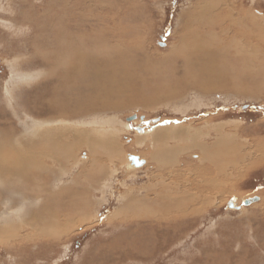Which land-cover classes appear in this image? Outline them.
<instances>
[{
	"label": "rangeland",
	"instance_id": "1",
	"mask_svg": "<svg viewBox=\"0 0 264 264\" xmlns=\"http://www.w3.org/2000/svg\"><path fill=\"white\" fill-rule=\"evenodd\" d=\"M197 3L208 7L213 4L208 9L216 10L206 15L203 23L215 22V32L231 35L212 47L230 48L232 52H226L227 58L223 53L218 61L221 75L215 80L221 87L203 90L190 86L176 91L173 71L183 58L186 44L193 41L195 33L191 29L197 12L189 16V22L182 16L189 7L199 6ZM17 8H25L28 16L38 15L42 22L57 15L63 17L65 37L69 35L65 38V58L70 48L76 46L77 51L83 46L80 41L88 40L85 32L96 25L111 32L121 31L116 37L102 36L98 47H106L110 39H114L110 44L122 40L130 46L126 48L128 54L134 53L143 61L150 59L157 71L151 74L139 70L140 77L122 95L121 107L93 109L55 122L42 120L41 125L37 98L45 95L51 85L47 83L68 63L65 59L55 62L52 56V64L38 53L42 47L34 49L33 25L17 23L23 14L16 12ZM231 14L240 21V28L231 25ZM243 29H250L248 34L253 36L235 39ZM40 34L53 49L51 31H37ZM48 43L53 45L49 47ZM191 61L189 70L197 69L192 57ZM189 78L199 82L200 76ZM146 81L153 83V88L143 86ZM122 83L124 86V79ZM177 124L199 132L201 135L195 137L204 144L221 142L216 141L218 138L226 141L214 147L217 154L212 155L216 164L224 166V172L218 174L213 162H200L202 153L197 147L182 155L187 167L170 163L158 170L153 158L159 149L155 145L161 141L155 143V132L159 127ZM39 128L59 133L54 141L64 142L65 148L69 145L75 158L67 159L65 169L57 164V176L50 183L38 180L27 186L22 179L13 181L11 175L0 174V264H264V0H0V155L9 156L5 151L9 137L17 148L25 149L23 144L33 141ZM139 137H143L141 142ZM177 141H169L165 148L174 149ZM100 142L122 151L117 156L109 148L95 147L91 151L90 144ZM128 155L147 162L136 161L129 169ZM93 158L97 159L95 166L84 171L83 163ZM153 172L168 181L174 177L184 187L194 180L193 188L187 189L198 195L197 211L186 218H157L153 215L158 209L148 199L144 204L133 203V194L144 196L163 188L158 184L162 176L155 179ZM170 181L176 191L178 185ZM12 188L21 193H13ZM50 188L57 193L65 188L69 193L59 203L54 197H47L44 203L42 195ZM76 190L85 192L83 198L89 200L73 196ZM39 192L41 198L36 196ZM88 192L93 194L91 198ZM255 196L260 200L244 205V200ZM46 206L45 213L39 212ZM148 210L150 215H138Z\"/></svg>",
	"mask_w": 264,
	"mask_h": 264
},
{
	"label": "bare ground",
	"instance_id": "2",
	"mask_svg": "<svg viewBox=\"0 0 264 264\" xmlns=\"http://www.w3.org/2000/svg\"><path fill=\"white\" fill-rule=\"evenodd\" d=\"M197 4H199V6L195 5L194 7H189V10L186 11L182 16L183 20H186L185 22H189V19H190L189 16L193 15L192 13L194 11H196L197 12L196 16H198V17L195 18L196 17L195 16L193 18L195 21V24L193 26V28L194 27L195 28L191 29L195 33V35H194L195 37L193 36V41H190L189 43H187L186 47L184 46L185 47L184 48L185 49V52H184L185 55L183 53V58L180 59V64H178L179 66L175 68V71L171 70V71L175 72V74H174L175 80H174L173 84H174V86H176V87H174V89L176 88V91H178L179 89L183 90L187 87L190 88V86L199 87L203 90H213V89H216V88L222 86L219 82H217L215 80L216 76L221 75V72L219 71L220 69L218 67V64H219L218 61L222 57L223 53H225V56H226V52H230V51H228V49L230 50V48L215 49L214 47H212V44H214L216 41H221V40L226 39L225 36L230 35V33L225 35L221 31L215 32V30L212 27V25H216L215 22L209 21V24H207V25H206V23H203L202 19L204 20V17L206 15H208L210 12L216 11V10L214 11V10L208 9V8H211L213 4H211L209 7L204 6L202 3H197ZM198 7H199V9H197ZM25 10H26L25 8L24 9L23 8H21V9L17 8L16 12H21L23 14L21 15L20 19H16V20H18L17 23H20V24H25L27 22L32 23V25H33L32 29H34V32H35V35H34L35 39L33 40V44L35 46L34 49H37L39 46L42 47V50L40 48H38L40 50L38 53L43 54L45 56V58L50 59L52 64H53V61H52L53 57L52 56L55 57V62L58 61L59 59H61V60L65 59L68 63V67L66 69L65 68L61 69L58 72V74L55 75V79L53 78V81L49 78L52 82H50L48 80L50 83L48 82L47 84H51L52 86L50 85L49 86L50 88L48 87L49 88L48 91L46 89L47 92H45V95L43 93L39 94V97L37 98V100H38L37 102L42 103V104H40V103L38 104L39 109L37 108L38 111H36V112H39L41 114L40 116L42 119L39 120L40 124L42 123V120L47 121V120L51 119V121L55 122L58 119L59 120L65 119V117L69 118V117H74V116H78V115L80 116V114L89 112L93 109L118 108V106L121 107L122 104H124V97L122 95H124V92L127 89H129L133 86L132 85L133 83L135 84V82H136L135 79L140 77L138 75V71L144 70V72H141V73H145L147 71V72H150L151 74L154 71L155 72L157 71L156 70L157 67H156V69H154V66H151V62L148 61L150 59L146 58L143 61V60H139L138 55H135L134 53L128 54L129 50H127L126 48L130 47V46H128V44L123 42L122 40H117L118 41L117 43H115V44L111 43L110 44V42L112 40H114V39H110V42L108 43L109 45L107 44V46L103 47V48L98 47L97 45L99 42H101L100 39L102 36H105V38H108L107 36H109L110 38L116 37L117 35H115V34L119 33L120 30L118 32H116V31L111 32L112 31L111 29L104 30L103 27H99L96 25L95 26L93 25L91 30L85 32V35H87L88 40H81L80 41L81 43L83 41V44H82L83 46L82 45H81L82 47L78 46L79 48L77 47L78 48V50L76 49L77 51H75L76 46H74V49L70 48V50H69V48H68L69 54L65 58V54H67V53H65V38L69 35H67L65 37V22H64L63 17L60 15H57V17L53 16V19L51 17V19H49V21L42 22L40 20V17H38V15L37 16L34 15L32 17L28 16L26 13L27 10L26 11ZM63 12H62V15L65 16V10ZM196 12H194V14ZM209 15H211V14H209ZM17 17H18V15H17ZM211 17L213 18V16H211ZM230 17H231V22H230L231 25L232 26L235 25L234 27L240 28L241 27L240 21L235 20L236 18L234 19V16L232 14L230 15ZM253 17L255 18L256 16L253 15ZM215 21H216V19H215ZM216 22H218V21H216ZM197 23H199L200 25L197 26ZM218 24H220V22H218ZM206 27L208 28L209 32H207L208 30H206ZM47 30L51 31V33L53 34V38H54L53 39V42H54V48L53 49H50L47 47V44H45L44 40L41 38L44 36L43 34L37 35V31L40 33H44ZM230 30H232V28ZM67 32H70V31L68 30ZM71 32H72V30H71ZM250 32H251L250 29H247V30L243 29V31L241 30V32L239 34H237L238 36L235 37V39L249 37L247 35H250V34H248ZM111 34H112V36H110ZM120 34H121V31H120ZM71 36H72V34L70 35V37ZM252 36L253 35H250V38ZM69 41H71L73 43L72 40H69ZM103 41H104V39H103ZM96 43H97V45H96ZM71 44H70V46H71ZM77 44H79V43H77ZM51 45H53V44H51ZM51 45L48 43L49 47ZM123 45H125V46H123ZM229 45H231V44H229ZM237 45H239V43H237ZM70 46H68V47H70ZM86 46H89V47H86ZM48 55H49V57H48ZM145 56L146 55L143 54L141 57L144 59ZM190 56L194 60L196 66H197V69H199V70H197V69H190L189 70L190 63L192 62ZM198 56L200 58H198ZM202 58L207 59L208 62L206 63L205 60ZM226 58H227V56H226ZM63 62L65 63V61H63ZM161 62H162V60H161ZM158 63L159 62H157V64ZM162 63H165V62H162ZM173 63L176 64L178 62L176 61V63L175 62H173ZM41 65H43V64L41 63ZM50 66L52 67V65H50ZM44 67H48V65L44 66ZM57 67L58 66L56 65V67L53 69L54 72L57 71V69H56ZM171 68H172V66H171ZM162 69H164V68H162ZM54 72H53V75L56 74ZM51 73H52V71L50 70V73L47 75L49 76V75H51ZM167 74H168V72H167ZM197 74H199V76H200V79L198 80L199 82H197V81L195 82V81L190 80V78H189L190 76H194ZM143 78H144V76H143ZM123 79L125 81L124 86L122 83ZM128 80H130L131 82ZM144 85H146L150 88H153V86H154L153 83L147 82V81L145 84H143V86ZM179 87H181V88H179ZM36 97H37V95H36ZM33 99H35V98H33ZM35 106L37 107V105H35ZM62 121H64V120H62ZM41 125H43V124H41ZM51 129L52 128H50V130ZM50 130H48L47 128H44V131H43V129L41 130V128L37 129V131H36L37 136L35 134V136L33 137L34 138L33 141L32 140L27 141L25 139L27 141L26 143L23 144L25 149L17 148L15 140L13 138L9 137L6 140V146H7L6 148L7 149L6 148H5L6 150L4 149L9 154V156L6 158H3L4 155L3 156L0 155V174L5 173V175L6 174L11 175L12 177L15 178V179L11 178L13 181H15L16 178L22 179V181H24V183L27 186L30 183H32L33 181H38V180L39 181L44 180L47 183L53 182L57 176V173H58L56 170L58 168L57 164L65 169V165L67 164L66 163L67 159H70L73 157L75 158V155H74V150L72 148H70L69 145H67L68 147L65 148L66 146H65L64 142H63L64 144L63 143L61 144V142L58 143L57 141H54L55 140L54 138H56L60 134L54 133L55 134L54 135L52 133V132H54L53 131L54 129H52L51 131ZM40 132H48V134L45 135L44 133L42 134ZM155 133L156 134L154 136L157 138V141H155V143H158V142L160 143V141H161V143L159 145H155L156 148L159 146V149L158 148L156 149V153H155L156 157L154 156V158H153V161H157L158 170L165 169V165H169L170 163L174 166L176 164L175 167H177V168H182L184 166L187 167V165L182 163V159H183L182 155H185L184 153L186 151H189L191 147H195V148L197 147V148H199V150L201 151V153L203 155V156L202 155L199 156V158L201 160L200 162H202V163H203V161L207 162V160L210 161L211 163L213 162L211 165H212V167H214L215 170L217 169L218 174L224 172V168H223L224 166L216 164V162L214 161V159L212 157V155L217 154V150H214V147L225 145L226 141L224 139L218 138V139H216V141L221 140V142H216V143L213 142V143H209V144H207V142H206L204 144L203 142H199L197 140V138L195 137L196 135L199 134V132H195L191 129H188V128L183 127L182 125H178V124L177 125H170V126H166V127L165 126L159 127ZM199 135H201V134H199ZM42 136H44V137H42ZM36 137H38V138H36ZM142 139H143V137H139L138 141L141 142ZM171 140H178L179 145H175L174 149H171L173 147H170L171 150L169 148L166 149L167 147L165 145H168L169 141H171ZM178 141H177V143H178ZM110 145L112 146V144H110ZM90 146H92L91 151H93V149H95V147H99L101 149L109 148V151L111 152V154L112 155L116 154V156H117V154H119V152L122 151V149L120 147L107 146V145L103 144V142L101 144L93 143V144H90ZM10 147H12V148H10ZM21 148H22V146H21ZM67 153L70 156L67 155ZM111 158H112V156H111ZM126 159H127L126 160V166L129 169H131L130 168L131 163L135 164V163H137L136 161L140 162L142 160V158H139L138 156H132V155H128ZM114 161H116V160H114ZM50 162L52 163V165L49 164ZM54 162H55V164H54ZM90 162H92V164H90ZM96 162H97L96 158L90 159L84 163L82 162L84 171H87V169L94 167ZM77 164L79 165L80 162L77 161ZM102 168L106 170L107 169L106 164H103ZM205 170H206V172L211 171V170L207 171V169H205ZM84 171H82L79 174V177L83 174ZM192 171H190V174L191 173L194 174L196 172V171H193L194 172L193 173ZM106 173H107L106 174V177H107V175L109 174L108 170ZM153 173H154L153 176L155 177V179H158V178H160V176H162V178H161L162 180L159 179L158 184L164 185L163 188L159 191L156 190L155 193L148 191L147 194L144 196H142V194L135 193V194H133V197H132V200L134 201L133 203L137 202V204H144V202L146 201L145 199H148L150 202H152L154 204V209H158V210H155L156 212L154 211L155 215H153V217H157V218L158 217H162V218H171L172 217V219H174L173 217H179L180 218V216H181V218H183V217L186 218L185 215H190V213H194V211H197V207H198L197 205L199 202L198 195L194 192H191L190 191L191 189H189V190L187 189L193 183H195L194 180L187 181V182H191V183H189L190 184L189 186L184 187L181 184V182L178 183L176 180H174V177H171L170 180H172L174 183H176L178 185L177 190L174 191L176 189V187L175 188L172 187V183H170L171 182L170 180H169L170 182L168 180H166L162 174L159 175L157 173L155 174V172H153ZM199 182L202 183V180H198V183ZM206 182H207V180H206ZM149 183H150V181H149ZM209 184H211V182H209L208 185ZM154 185H155V183H154ZM97 187H99V186H97ZM154 188H156V187H154ZM39 189H40V187H39ZM11 190L13 193L17 192L18 195H19V193H21L19 190L15 191L13 188ZM90 191H92V189H90ZM75 192H77V193H75ZM68 193L65 192V188L62 191H59V193H57V191H55V190H51V188H50V189H47L46 194L42 195V196H45L44 197V200H45L44 203H46L47 197H48V199L54 197V198H56V202L59 203V202H61V200L65 199V195L67 196ZM88 193L90 194V198H91V195H93V194H91V192H88ZM72 194H73V196L78 197L80 200L85 199V198H83L84 194H85V192H83V191L78 192L76 190ZM23 196L24 197H22V198H23V200H25L24 198H26V195L23 194ZM36 196H37V198L42 197L40 195V192ZM151 196H154V197L151 199ZM181 196L186 197V198H181ZM27 198L28 199L30 198V200H31L34 197H31L28 195ZM87 200H89V198L85 199V201H87ZM23 207L24 206L22 205V208H18V213L23 209ZM147 207L150 208V204H148ZM84 209L90 210V207L85 206ZM44 210H47V206L41 207L39 212H42V214H43V213H45ZM144 211H141L143 213L138 214V215H150V213H151V211H149V210L146 212H144ZM53 213H50V215ZM54 214H56V213H54ZM33 215H39V213L33 214ZM182 215H184V216H182ZM169 220H171V219H169ZM181 220H183V219H181ZM164 222H165V219H164Z\"/></svg>",
	"mask_w": 264,
	"mask_h": 264
},
{
	"label": "water",
	"instance_id": "3",
	"mask_svg": "<svg viewBox=\"0 0 264 264\" xmlns=\"http://www.w3.org/2000/svg\"><path fill=\"white\" fill-rule=\"evenodd\" d=\"M136 117H137V116H135V118H136ZM144 118H145V116L142 115V116H141V119H144ZM131 119H132V118L130 117L129 120H131ZM145 163H146L145 160L141 161V164H145ZM259 199H260L259 196H255V197H253V198H250V199H246V200H244L243 203H244V205H249V204H251V203H253V202L259 201ZM231 203H232V202H231Z\"/></svg>",
	"mask_w": 264,
	"mask_h": 264
},
{
	"label": "flooded vegetation",
	"instance_id": "4",
	"mask_svg": "<svg viewBox=\"0 0 264 264\" xmlns=\"http://www.w3.org/2000/svg\"><path fill=\"white\" fill-rule=\"evenodd\" d=\"M252 198H253V197H252ZM231 205H235V204L232 202Z\"/></svg>",
	"mask_w": 264,
	"mask_h": 264
}]
</instances>
